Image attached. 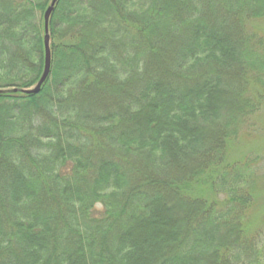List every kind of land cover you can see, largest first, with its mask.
<instances>
[{
  "label": "trees",
  "instance_id": "16d2710c",
  "mask_svg": "<svg viewBox=\"0 0 264 264\" xmlns=\"http://www.w3.org/2000/svg\"><path fill=\"white\" fill-rule=\"evenodd\" d=\"M50 1L0 0V89L39 80ZM263 21L264 0H58L40 92L0 95V264H264Z\"/></svg>",
  "mask_w": 264,
  "mask_h": 264
},
{
  "label": "rangeland",
  "instance_id": "374dc122",
  "mask_svg": "<svg viewBox=\"0 0 264 264\" xmlns=\"http://www.w3.org/2000/svg\"><path fill=\"white\" fill-rule=\"evenodd\" d=\"M264 30V21L259 24ZM264 114V110H263ZM260 131L258 132L257 137L251 139L249 146L252 147V156H257L259 158L258 163L256 164V170L258 173L259 179V208H258V216L259 223L257 225L258 230V241L257 247L259 249V257L261 263H264V126H258ZM257 216V218H258Z\"/></svg>",
  "mask_w": 264,
  "mask_h": 264
},
{
  "label": "water",
  "instance_id": "95a60500",
  "mask_svg": "<svg viewBox=\"0 0 264 264\" xmlns=\"http://www.w3.org/2000/svg\"><path fill=\"white\" fill-rule=\"evenodd\" d=\"M58 0H51L50 4L47 6L46 10L43 13V47H44V67L42 74L37 81V83L28 89H17V88H11V89H0V95L3 94H14V93H21L24 95H36L40 92L42 85L47 80L49 74H50V68H51V49H50V36H49V20L51 17V14L53 13V10L55 8V5Z\"/></svg>",
  "mask_w": 264,
  "mask_h": 264
}]
</instances>
